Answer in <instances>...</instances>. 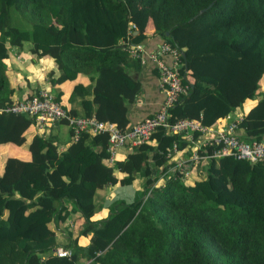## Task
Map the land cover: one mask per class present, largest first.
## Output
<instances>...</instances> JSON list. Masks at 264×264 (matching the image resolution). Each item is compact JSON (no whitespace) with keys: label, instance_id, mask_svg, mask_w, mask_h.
<instances>
[{"label":"trees","instance_id":"16d2710c","mask_svg":"<svg viewBox=\"0 0 264 264\" xmlns=\"http://www.w3.org/2000/svg\"><path fill=\"white\" fill-rule=\"evenodd\" d=\"M129 22L132 41L149 29L180 50L187 88L167 108L169 122L197 118L208 126L258 94L236 131L245 141L264 140V0H0V105L12 99L3 59L8 47L26 42L31 53L55 62L50 83L88 77L72 86L69 114L124 128L126 104L140 89L133 77L140 61L120 43ZM29 122L24 113L1 111L0 144L22 143ZM149 137L155 144L142 142L113 165L104 161L105 132L81 131L62 150L52 137L34 134L28 159L6 155L0 264H264V160L209 157L189 167L195 176L182 178L176 169L154 186L166 150L187 140L161 127ZM212 147L207 142L197 151ZM114 168L125 172L121 183L139 174L143 186L131 201L114 200L104 217L92 219L94 194L116 180ZM74 212L82 218L78 234H89L84 245L64 223ZM56 246L70 255L55 254Z\"/></svg>","mask_w":264,"mask_h":264},{"label":"built area","instance_id":"2783aa9c","mask_svg":"<svg viewBox=\"0 0 264 264\" xmlns=\"http://www.w3.org/2000/svg\"><path fill=\"white\" fill-rule=\"evenodd\" d=\"M128 24L127 35L125 38L120 39V43L129 55L142 62L143 48L141 41L129 39V34L132 33L134 24L131 22ZM161 53H168L171 56V61H164L160 56ZM148 56L157 67V84L159 89L162 90L163 99L151 115L145 116L131 125H126L124 128L118 127L115 122L99 119L94 115L69 114L46 86H40L23 97L12 98L6 104L0 105V112L9 111L26 114L32 119V123L41 135H43L46 124L55 120H63L69 126L72 140L76 139L81 131H87L91 134L105 132L108 151L106 158L109 161L113 159L115 149L119 145L126 142L132 144L146 142L150 133L160 127L169 133H180L187 140L186 145L190 143L193 145L189 154L175 164H170L169 169L170 173L177 169L182 178L187 176L188 166L209 157L230 155L248 161L264 160V140L245 141L239 137L236 130L237 122L241 116L228 121L219 128L202 125L197 118L182 117L169 122L167 120V108L175 103L187 88V85L181 81V75L178 72V68L182 64L180 61V50L178 47L162 40L159 44V50L157 52H149ZM194 131L205 139L201 144L199 143V145L195 146ZM207 142L213 144V147L203 153L198 152V147ZM179 148L176 142H173L171 147L166 150V158L168 159L172 152ZM164 176H169L165 170L160 174V178L163 177L164 179ZM155 181L153 183L154 186H156ZM52 250L55 254L63 256H69L71 253L70 248L62 246H56Z\"/></svg>","mask_w":264,"mask_h":264},{"label":"crops","instance_id":"0c3cea01","mask_svg":"<svg viewBox=\"0 0 264 264\" xmlns=\"http://www.w3.org/2000/svg\"><path fill=\"white\" fill-rule=\"evenodd\" d=\"M162 40L163 39L160 35L152 33L149 29L146 30L145 36L140 39L143 48V61H140L139 70L133 73V77L139 81L140 89L136 97L126 104V116L128 119L127 125H131L143 117L151 115L158 108L163 99L162 90L159 89L157 84V67L154 61L148 56L149 52H157L159 50V44ZM160 56L166 62L171 61V56L168 53H161ZM3 61L5 62L8 84L12 88V98L23 97L35 91L40 86H46L54 95L58 93V99L56 100H58L67 110L70 105L68 102V96L72 86L77 82L82 84L89 82V79L85 74L77 73L72 79H64L61 82L50 83V77H54L58 73L55 62L47 55L36 56L34 53H31L26 42H24L20 47H8V55L3 59ZM258 97L259 95L256 94L253 99H245L240 106L234 108L224 117L217 118L210 126L219 128L228 121L242 116L243 113H245L256 102ZM238 131H241V129ZM39 133L40 132L32 122L27 123L21 131V135L24 137L22 143L15 144L8 141L0 144V146L3 145L1 150L2 161L6 155H13L22 159H28L30 155L26 144L34 134ZM43 135L52 137L58 150H62L69 143V141L72 140L69 126L61 120L48 122L45 130L43 131ZM195 140L196 142H194V146L199 145V143L201 144L205 139L203 136L198 135ZM155 142L156 140L153 137H149L146 141L149 145H153ZM138 145L139 144H132L128 142L119 145L115 149L113 159L109 161L105 158L104 161L109 165H113L115 160L125 159L127 154ZM192 145V143L189 145L185 144L178 150L172 152L171 156L168 157L166 161V173H170V164H175L189 154ZM2 161L0 162V170ZM189 167L190 166H188V168ZM156 170H158V168H156ZM189 173L190 171H188L186 178L195 176V172H192L193 174ZM160 174L161 173H158V178L155 181L156 186H161L160 184H163L164 179L163 177L160 178ZM124 175V171L114 168V176L116 177V180L97 189L94 194V200L98 203V206L96 211L91 216L92 219L104 217L107 214L108 206L112 201L118 199L131 201L136 192L141 190L144 181V177L142 175L136 174L130 183H121L119 179ZM81 219L82 218L79 214L74 212L68 215L64 223L68 224L67 227L70 229L72 233L71 235L73 237L76 236L77 243L84 245L88 242L89 234H78ZM56 234L59 243L65 242V237L61 231H57Z\"/></svg>","mask_w":264,"mask_h":264},{"label":"rangeland","instance_id":"374dc122","mask_svg":"<svg viewBox=\"0 0 264 264\" xmlns=\"http://www.w3.org/2000/svg\"><path fill=\"white\" fill-rule=\"evenodd\" d=\"M3 63H4V65H5V62L3 61ZM5 70V69H4ZM5 73H6V70H5ZM259 85H260V87L259 88H264V76H263V78H262V80H260V83H259ZM262 88V89H263ZM261 89V90H262ZM254 97H252L251 99H253ZM2 148H3V145H1L0 146V162L2 161V156H1V150H2ZM97 206H98V203L97 202H95V208H97Z\"/></svg>","mask_w":264,"mask_h":264},{"label":"water","instance_id":"95a60500","mask_svg":"<svg viewBox=\"0 0 264 264\" xmlns=\"http://www.w3.org/2000/svg\"><path fill=\"white\" fill-rule=\"evenodd\" d=\"M165 34H167V31L165 32ZM182 55H183V53H182Z\"/></svg>","mask_w":264,"mask_h":264}]
</instances>
